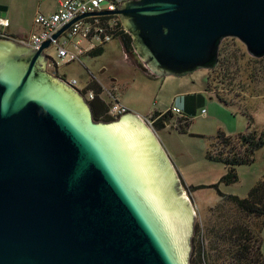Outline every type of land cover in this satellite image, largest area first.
Listing matches in <instances>:
<instances>
[{
	"label": "water",
	"instance_id": "water-1",
	"mask_svg": "<svg viewBox=\"0 0 264 264\" xmlns=\"http://www.w3.org/2000/svg\"><path fill=\"white\" fill-rule=\"evenodd\" d=\"M95 14L118 16L155 76L215 68L226 37L264 56V0H126ZM49 46L0 38V264H190L195 209L158 134L132 110L94 119L49 71Z\"/></svg>",
	"mask_w": 264,
	"mask_h": 264
},
{
	"label": "rangeland",
	"instance_id": "rangeland-1",
	"mask_svg": "<svg viewBox=\"0 0 264 264\" xmlns=\"http://www.w3.org/2000/svg\"><path fill=\"white\" fill-rule=\"evenodd\" d=\"M54 4L55 0H0V6L7 8L9 23L18 25L24 34L30 31L34 15L46 12ZM219 47L221 61L215 68L197 69L184 76L163 77L151 76L141 70L140 66L144 65L140 58L135 51H126L119 38L105 44L102 54L83 55L80 59L67 56L61 60L57 57L56 47L46 49V54L57 62V71L66 79H76L79 87L86 86L91 79L99 82L109 104L117 102L113 99L114 93L137 113L153 112L183 101L187 107V101L193 102L189 113L192 121L187 133H179L170 121L158 132L151 127L181 173L182 188L195 209L192 250L195 246L201 250L202 241L205 251L213 247V252L221 245L216 241L219 233L229 230L238 218L248 219L240 216L232 204L218 202V191L245 197L257 181L264 179V147L254 152L250 164L234 167L235 181L229 184L220 181L227 168L205 157L211 137L219 130L236 135L247 129L249 120L243 113L250 115L254 129L264 127V56H251L236 37L222 39ZM69 48L73 50V46ZM112 77L116 80H111ZM208 77L211 87L207 92ZM214 92L223 96L229 105L219 102ZM261 253L264 257V223L261 226ZM209 262L210 259L201 258L195 264Z\"/></svg>",
	"mask_w": 264,
	"mask_h": 264
},
{
	"label": "trees",
	"instance_id": "trees-1",
	"mask_svg": "<svg viewBox=\"0 0 264 264\" xmlns=\"http://www.w3.org/2000/svg\"><path fill=\"white\" fill-rule=\"evenodd\" d=\"M115 19L116 25L111 29L114 38H119L126 51H134L132 46V38L130 34L123 28L118 16L102 17L101 22H108ZM105 25V24H104ZM104 45H100L92 50L87 51L84 55L97 56L103 53ZM218 63L221 61V49L219 47ZM141 70L151 76L152 74L145 66H140ZM210 80L208 77L207 91L210 90ZM92 91L94 96L88 100L94 119L111 120L117 117L109 113V109L113 103L109 104L104 97V87L95 79H91L83 87L82 92L85 94ZM214 96L219 102L229 105L227 100L218 92H214ZM182 112V111H181ZM249 120L247 129L236 135H227L219 130L215 136H212L206 149L205 157L209 161L221 163L227 168L225 174L221 176L220 181L229 184L235 181L233 173L234 167L237 165L250 164L254 157V152L264 147V127L260 130L254 129L250 121V115L243 113ZM119 116V115H118ZM153 120L152 126L158 132L166 127V123H173L175 130L179 133H187L188 127L192 121L189 114L181 113L177 118L172 120V112L153 111L151 114ZM169 125V126H170ZM182 180V179H181ZM187 186V185H186ZM210 186L216 187V184ZM188 187V186H187ZM189 190L191 189L188 187ZM220 194L218 202H227L232 204L240 216L243 218H251L250 220H242L240 218L234 220L230 229L223 231L216 237L219 245L213 252V247L205 251L204 244L201 241V250L195 246L191 251L190 264H195L198 259L209 260V264H264V257L261 253V226L264 223V179H260L250 188L245 197H238L232 194ZM260 220V221H259ZM198 230V229H197ZM196 230V233H198ZM199 231V230H198ZM201 235V233H200Z\"/></svg>",
	"mask_w": 264,
	"mask_h": 264
},
{
	"label": "built area",
	"instance_id": "built-area-1",
	"mask_svg": "<svg viewBox=\"0 0 264 264\" xmlns=\"http://www.w3.org/2000/svg\"><path fill=\"white\" fill-rule=\"evenodd\" d=\"M124 1L126 0H57L56 11L48 14L37 12L34 15L32 23L35 31L15 39L34 49H38L43 42L50 41V46L56 47L59 59L64 60L67 56L80 59L87 51L105 45L113 39L111 29L116 25L115 19L108 20L106 24V22H101V18L114 15H99L95 12L114 11ZM103 4H105L104 8H102ZM81 15H83L81 18L72 22L57 37H54L66 24ZM8 26V19L0 16V38L10 37L5 31ZM70 46H73V50L69 48ZM50 61L53 59L49 60V64ZM50 65L52 66V64ZM66 80L82 92L83 87L78 86L76 79ZM84 96L90 100L94 94L92 91H88ZM126 111L127 108L117 102L109 109V113L113 116H118ZM170 111L177 115L181 114L180 109L175 106H172ZM145 120L152 126V120L147 118Z\"/></svg>",
	"mask_w": 264,
	"mask_h": 264
},
{
	"label": "crops",
	"instance_id": "crops-1",
	"mask_svg": "<svg viewBox=\"0 0 264 264\" xmlns=\"http://www.w3.org/2000/svg\"><path fill=\"white\" fill-rule=\"evenodd\" d=\"M56 9H57V2H56V0H55V4H54V7L53 8H51V9H49V10H47L46 12H42V13H46V14H48V13H52V12H54V11H56ZM1 16V15H0ZM2 17H5V18H7V8H6V10H5V15L4 16H2ZM8 19V18H7ZM22 29L20 28V27H18V25H16V24H13L12 25V23L10 24L9 23V26L5 29V31H6V33L7 34H9L10 35V38H13V39H15V38H17V37H19V36H23V35H28V34H30L31 32H33V31H35V29H34V26H33V23H31V29H30V31L27 33V34H24L23 33V31H21ZM111 80H116V78L115 77H112L111 78ZM114 84H116L117 85V83H114ZM116 85H114V88H116ZM113 88V89H114ZM208 92V91H207ZM104 97H105V91H104ZM114 96H115V98L113 97V99L115 100V101H117V103H119V104H122L123 106H125L126 108H127V110H130L125 104H123L120 100H119V96L118 95H116L115 93L113 94ZM203 99V98H202ZM105 100H106V97H105ZM192 104H193V102H189V101H187V107L185 106V102L183 101V102H177V103H173L170 107H166V108H164V109H158L157 111H160V112H164V111H166L167 109L169 110V109H171V107L172 106H175V107H177V108H179L180 109V112L181 113H183V114H189L190 112H191V106H192ZM137 113V112H136ZM151 113L152 112H146V113H137V114H139L140 116H142L143 118H147V119H151ZM206 114V113H205ZM201 115V114H200ZM201 116H206V115H204V114H202ZM178 117V115H175L174 113H172V118H173V120L175 119V118H177ZM152 120V119H151ZM153 121V120H152ZM168 125V123H166V126ZM161 130H163V129H161ZM174 163V162H173ZM176 168V170H177V167H175ZM178 172V171H177ZM179 173V175H180V177H181V173L180 172H178ZM182 179V178H181ZM184 182V181H183Z\"/></svg>",
	"mask_w": 264,
	"mask_h": 264
},
{
	"label": "flooded vegetation",
	"instance_id": "flooded-vegetation-1",
	"mask_svg": "<svg viewBox=\"0 0 264 264\" xmlns=\"http://www.w3.org/2000/svg\"><path fill=\"white\" fill-rule=\"evenodd\" d=\"M137 56V55H136ZM53 62L56 64V61L53 59ZM49 63V62H48ZM57 65V64H56ZM48 66H50V64L48 65ZM48 69H49V67H48ZM49 71L50 72H52V73H54V74H57V75H59V76H62L58 71H57V69H54V68H52V69H49Z\"/></svg>",
	"mask_w": 264,
	"mask_h": 264
}]
</instances>
